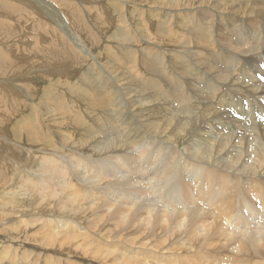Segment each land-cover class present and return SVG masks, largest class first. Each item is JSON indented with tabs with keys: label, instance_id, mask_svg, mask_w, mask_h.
I'll return each mask as SVG.
<instances>
[{
	"label": "bare ground",
	"instance_id": "bare-ground-1",
	"mask_svg": "<svg viewBox=\"0 0 264 264\" xmlns=\"http://www.w3.org/2000/svg\"><path fill=\"white\" fill-rule=\"evenodd\" d=\"M22 1H28L30 14L36 7L41 8L46 14L43 27L46 24L50 26L46 29L53 28V21L63 33L58 35L61 38L68 36L71 40L72 49L85 54L88 61L95 62V66L89 65L79 76V70L84 68L72 61L71 75L66 73L68 79L49 83L44 89L39 87L44 93L31 105L35 111L34 106L42 111L41 115L36 111L41 128L39 131L45 127L43 113H49L50 106L60 117L72 114L71 106H79L91 114L74 115L73 128L76 131L81 127L86 129L78 139L69 136L55 146H52L53 142L49 143L51 148L48 150L31 153L34 160H29L33 166H30L31 163L18 166L12 180L0 186V199L5 198V203L0 200V206L11 204L10 209L1 212L7 210V218L4 219L13 224L16 233L12 237H0V264H41L44 261L53 264L56 256L62 255L56 253L59 248L82 255L80 258H67V264H100L114 253L109 244L117 247L120 243L128 244L117 235L92 242L97 239L99 224L105 216L117 215V222L121 226L136 219L135 214H139L140 223L148 227L150 235H153L156 221L162 218L165 229L175 236L173 241L184 245H191L189 240L196 242L197 245L187 247L188 252L185 253L191 264H200L199 255L205 257L201 264H264V206L263 210H255L252 215L258 223L249 224L246 215L235 214L247 199L264 205V190L255 181L264 179V123L238 125L239 120L227 111L232 100V86L250 87L264 97V82L259 79L262 75L257 80L252 76L247 77L248 73L257 69L264 72V0H159L158 4L132 0ZM103 1H108L110 8L104 9ZM75 2L85 4L88 15L93 20L97 17L102 28H107L102 18L107 17L105 21L114 22L112 12L124 14L126 9L121 6L129 2L134 7L132 11L125 12L117 28L110 27L113 33H108L106 37L108 42L113 43L106 42V49L102 47V51H99L98 36L90 38L93 42L88 41L86 45L84 35H80L83 32L80 21L88 29L93 28L81 12L80 7L83 6L79 7ZM66 4L69 16L57 9L58 5ZM139 5L150 6L147 13L150 22L159 23H146L142 18L144 11ZM99 7L102 8L100 15ZM200 10L205 15L204 20L199 17ZM36 21L41 23L40 20ZM38 25L24 24L22 30L25 29V35L32 39L34 36L42 39L38 34ZM31 26L34 31L30 33ZM43 32L46 31L41 30ZM248 33L252 35L251 38L247 37ZM191 35L195 36L197 46L189 42ZM234 35L239 37L238 41L234 42ZM44 36L47 38L45 33ZM158 37L164 40V47L170 48L169 54L160 50L164 47H157V42L163 43ZM90 44L92 48L89 50L86 47ZM114 44L118 50L126 51L125 58L117 55ZM136 45L145 46L146 53H141L140 62ZM35 49H40L39 45H34ZM64 49L69 57L73 56L66 44ZM208 51L212 52V57L208 56ZM202 69L205 70L202 72ZM182 75L191 85H194L196 78L200 82L201 79L205 81L211 87L209 93L216 97L215 103L205 108L183 104L181 111L175 110L170 95L163 92L160 78L164 76L167 80V77H177L183 83ZM70 76L79 79L74 78L77 81L71 83ZM130 76H137L139 80L160 87L164 94L154 93L150 100L143 99L145 93L134 86ZM199 84L195 85V91H183L177 101L181 104L198 102L194 97L195 92L201 93L207 88L197 87ZM23 86L20 83L17 87L21 94ZM30 90L37 97L38 89ZM68 97L72 100L71 104L67 101ZM162 100L170 103V106L159 111L158 119H155L151 106L160 105ZM106 104L116 117L117 122L114 119L109 122L116 127L115 133L107 130L105 125L96 128L91 122L106 117ZM259 107L260 111H264V103ZM226 119L229 120L228 124H225ZM213 120L225 126L226 132L213 124ZM32 132L31 128L29 133ZM162 144L179 147L183 155L241 177L234 181L228 173L217 169L207 171L205 166H200L196 174L184 180L178 179L179 185L159 184L155 171L149 172L148 169L158 168L164 159ZM232 152L235 153L233 156L224 159L226 153ZM151 153L158 158L154 163L148 160ZM172 163L171 156L167 166ZM188 163L192 162L186 159L184 169L189 167ZM71 174H74L77 183L72 182ZM49 190L54 193L60 190L56 202L50 197ZM176 192L184 194L179 196ZM39 194L53 202L42 208L35 202L40 200ZM86 210L92 214L90 220L82 221L78 217L69 219L71 213L82 214ZM18 218L16 224L13 220ZM34 225L37 231L32 230ZM22 229L25 232L23 235ZM207 248L214 253L217 250L238 253L244 256V260L239 258L225 262L210 257L208 251L203 252ZM158 249L160 246L156 249H148L146 245L138 247V250L146 251L145 256L157 259V263L183 264L179 262L183 259L182 252ZM116 254H119L118 251ZM87 255L94 259H87ZM141 259L139 256L128 262L140 264Z\"/></svg>",
	"mask_w": 264,
	"mask_h": 264
},
{
	"label": "rangeland",
	"instance_id": "rangeland-1",
	"mask_svg": "<svg viewBox=\"0 0 264 264\" xmlns=\"http://www.w3.org/2000/svg\"><path fill=\"white\" fill-rule=\"evenodd\" d=\"M61 1L65 2V0H61ZM132 1H136L137 3L139 1H143L144 3L153 2V4H158L159 0H132ZM27 2L28 1H22V0H0V52H1L0 81L4 79V81L0 83V186L12 180L18 166H22L26 163H31V161L29 160L33 158V156H31V153L38 154L40 153L39 151L41 150H48L51 148V146H49V143L53 142L52 146H55L61 141V139L69 136H74L75 139H78L79 135L83 133L86 129L84 127H81L76 131L73 128V125L75 123L74 115L78 113L84 116L85 114L86 115L91 114L88 110L84 108H80L79 106H74V107L71 106L70 110L73 113L67 114L65 117H60L55 113L54 107L50 106L49 107L50 112L47 114L43 113V117H44L43 123L45 124V127L44 129H42L41 132L39 131L41 128H39L38 125V116L36 115V111L38 112L39 115L42 114V111L40 107L34 106L36 109L35 111L34 109L31 108V105H33L36 100L41 99L44 93L43 90L44 87L47 86L49 83H56L57 80L68 79L69 77H67L68 74L66 73L69 74L71 73L70 68L72 61L78 62L80 66L84 68L82 70L81 69L79 70L80 72H78L77 74L79 76L82 75L81 71L88 69L91 65L95 66V62H93L94 60L88 61L85 54H81L78 50L74 48L72 49L71 40L68 38V36L62 35L64 36L65 38L64 39L58 35V33L60 34V32L61 34L63 33L58 28V26H56L57 24H55L53 21L51 22L53 23L54 26L53 28L55 30L51 27L48 28L50 30L49 31L48 29H46V27H48L49 25L46 24L43 27L42 23L46 18V14L44 13V11H42L41 8L36 7L34 10H32V13L36 15L34 18V15L28 12L29 4H27ZM54 3L55 2H52V4ZM75 4L78 3L75 2ZM82 4L80 5L83 6ZM80 5L78 4L79 7ZM84 7L85 4L83 7H80L81 12L83 13L84 18L88 22V24L89 25L91 24L93 30L88 29L86 25L80 21V27L83 29V32H81L80 35H84L83 41L86 45L88 44V41L93 42V39L90 38L98 36L100 38V42H98V46H100V50L97 48L95 49L96 52H99L102 51V49L103 50L106 49L107 43H113L112 41L108 42V39L106 37L108 33H113V30L110 27L115 26L117 28L120 20L123 19L124 17L123 15H125V12L128 10L132 11L134 5L133 3L129 2L127 5L121 6L122 9H126L124 11V14L120 12L114 14V12H112L114 14V17L112 14V18L114 19V22H112L113 20L108 22L105 21L107 20V17L102 18L104 19L103 22L106 23L105 25L107 28H102L101 26L102 24L97 22V17L96 18L94 17L93 20V18L88 15L89 13H87L86 7L85 8ZM102 7L104 9L110 8V4L108 3V1H103ZM139 7H142L144 11L142 18L145 19V22L149 24L151 19L150 16L147 15V13H149L148 10L150 9L149 8L150 6L139 5ZM57 9L60 12H65L67 16L70 15L69 10L67 9V4L60 6L58 5ZM101 9L100 7L98 9L99 15L101 13ZM194 10L196 11L198 9H194ZM37 14L39 16H37ZM199 17L202 20L205 19V15L201 10L199 11ZM36 19L40 20L41 23L37 22ZM196 22L197 21H195V24ZM218 22L219 23L221 22L220 19L218 20ZM29 23L30 25L31 23H36V25L39 24L38 27L41 30L46 31L41 33V30L39 29L38 34H40L43 37L42 39L37 38V36H34L32 39L31 36L25 35L24 31L26 30L25 29L22 30V27L24 28V24L28 25ZM157 23L159 22L158 21H156V23L150 22L151 25L154 24L157 25ZM190 23H194V22L190 21ZM35 28L38 29L37 26H35ZM156 29L157 26L153 30L154 33L156 32ZM221 29L224 31V26H222ZM32 31L34 30L33 27L31 26L29 32L31 33ZM44 33L47 35V38L44 36ZM19 35L20 37L18 38ZM233 37H234L233 40L235 39L234 42L238 41L239 37L237 35H234ZM247 37L251 38L252 35L248 33ZM158 39L162 40L163 43L158 44L157 42L156 44L157 47L159 48L161 46L164 47L163 46L164 40L159 37ZM52 41H54L53 44ZM189 42L194 46L198 45V42H195L194 35L190 36ZM65 44L67 45L68 50H70L73 53L72 57H69V53L65 51L64 49ZM34 45L35 46L39 45L40 49L34 50ZM115 46L116 45L114 44V49H116L117 55H119L122 58L123 57L125 58L126 51L121 48L118 50V48H116ZM143 47L145 46L136 45L139 62L141 60V53L144 52L146 53ZM86 48L90 50V48H92V45L90 44ZM164 49L160 48V50L163 51L164 53H168V51H171L170 48L168 47H164ZM258 54L262 55V53L260 52ZM208 56L212 57V52L208 51ZM95 60L97 61L96 58ZM84 65H86L87 67H85ZM204 70L205 69H202L201 71L203 72ZM262 72L263 70L257 69L255 71L248 73L247 77L252 76L255 77L254 80H257L256 78H259L261 75L264 77V72L263 74ZM62 73H64L63 76L61 75ZM262 76L259 79H261L264 82ZM70 77L72 78L71 83L76 82L77 80L75 79H79L76 78L75 76H70ZM130 77L133 80L134 86L145 93L143 99L150 100V97H152L154 93L159 94L164 92L165 94L170 95V99L172 100L174 109L178 111L182 110L183 104H186L187 106L192 108H205L207 105L212 106V104H214L216 100V97L209 93L211 87L202 79H201L202 82H200L199 78H196L194 85H191L190 82L187 79H185L183 75H182L183 83H180L177 77H173L171 79L170 77H167L166 80V78H164L163 76L162 78H160V84L163 88V92H161L162 90L160 89V87H156L154 84L139 80L137 76H130ZM9 80L13 81L15 84L10 82ZM207 81H209V79H207ZM20 83H22L25 86V87L23 86L24 91L22 92V94L19 93L20 90L19 91L17 90V87ZM198 83L200 84L197 87L201 88L202 86L203 87L206 86L207 88H209V89L205 88V91L201 93L197 91L195 92L194 97L195 99H198L200 102L198 101V102L181 104V102L177 101V98L180 95H182L183 91L187 89H190L191 91H195V85ZM8 86H12V87L9 88ZM126 86H128V84H126ZM39 87L43 89L40 90ZM30 89H36V91L38 89L37 97H35V94L33 95L30 93L31 92ZM231 89L233 90L232 100L229 106V110L227 111L232 117L239 120L238 125L244 126L245 123H248L250 125H253L254 123L255 124L264 123V111L259 110L260 109L259 106L263 105L264 103V97L263 98L260 97V95L256 91L252 90L250 87L232 86ZM52 95H55V93H52ZM69 97L72 99L71 96ZM69 97L67 101L68 103L71 104L72 103L71 101L73 99L71 100ZM168 106H170V103H164V100H162V103L160 105L151 106V113L155 116V119H158V112L164 110V108ZM222 108L223 107H220L219 109ZM104 111L107 114H105L106 117L103 120L98 119V120H92L91 122L95 125L96 128L99 125H105L107 130H111L113 133H115L116 127L114 128L109 123L112 122L114 118H116L115 114L114 112L113 113L111 112V109L108 107L107 104ZM23 118L26 119L25 122H22L24 121ZM117 119L118 121H120L119 118ZM114 120L116 121V119ZM228 123L229 120L226 119L225 124ZM21 124H23V126H20ZM213 124H216V126L224 133L226 132L227 130L226 127L221 125L220 123L219 124L216 123V120H213ZM31 128L33 132L30 134L29 131ZM177 129L178 128H175L174 130ZM161 150L164 151L162 152L164 153V159L161 160L160 166L158 168L148 169V171L149 172L155 171V175L157 176L158 183L159 184L161 183L164 186L179 185V182L177 181L178 179L184 180V178H189L190 176L196 174L195 171L199 169L200 166H205V168H207V171L217 169L221 172L228 173L229 177L234 181L239 177H241L238 174L229 172L227 170L219 169L214 166H209L202 162L196 161L186 155H183L179 147L173 148L168 144H162ZM233 154L235 153L234 152L228 154L226 153L224 155V159L233 156ZM171 156L173 157V163L170 166H167V161L171 158ZM186 159H189L192 163H188L189 167L187 169H184L183 163H185ZM32 160H34V158ZM148 160L154 163L158 160V158H155V154L151 153L148 157ZM30 166H33V164L31 163ZM71 178L73 183L78 182L74 174H71ZM255 181H257L259 183V187L262 190H264V179L255 180ZM48 192L50 193V197H52L54 199V202H56L59 196L58 194H60V190L55 193L52 190H49ZM39 193H41V191H39ZM176 194L181 196L184 193L176 192ZM39 197L40 200L35 202L39 204L42 208L45 207L46 204L53 202L50 201L48 197L43 196L42 194H39ZM0 200L3 203H5V198H1ZM10 205L0 206L1 207L0 237H12L16 235L15 231L13 230V224L4 219V217H6L5 213L7 212V210L5 212H1L5 209H10L9 207ZM263 206L264 205L257 203L253 199H247L245 203H242L239 206L235 214L246 215L249 224L256 222L258 223L257 220L252 218V215L255 214V210L257 211L263 210L262 209ZM73 217H78L82 221L84 219L90 220L92 218V214L86 210L82 214L71 213L69 219ZM134 217L136 219H133L131 223L122 224L121 226H119V223L117 222V215H107L104 217V220L99 224L100 229L98 230L97 239L92 240V242H97L103 237L110 238L117 235L119 238L122 239L123 242H126L128 245L124 243H120L118 248L115 245L109 244L111 247L110 250L113 249L114 253L108 256V260H103L100 262V264H129L128 262L129 259L136 260L139 258V256L142 257L141 259L142 261L140 262V264H160L157 263V259L151 256H145L144 252L146 251L138 250V247H142L144 245H146L148 249H153V248L156 249L158 246H160V249L158 250L169 249L172 250V252H182L181 255L183 259L179 262L183 264H191V260L186 259L185 253L188 252L187 247L197 245L196 242H191L189 240L188 242L191 243V245L190 244L184 245L183 243H177L176 241H173L175 236L171 235L170 232H168L165 229L163 223L164 219L162 218L156 221L155 228L152 230L153 235H150V230L148 229V227L140 223L141 218L139 217V214H135ZM18 220L19 218L13 221H16L17 222L16 224H18ZM84 225L87 227V224ZM32 230L37 231L35 225ZM21 233H20L21 235L25 234L24 229L21 230ZM90 234L93 235L92 232H90ZM163 235L164 238L160 239V237H163ZM22 239L24 240L25 237H23ZM1 249H2L1 251H3V248ZM117 251L119 253L118 255L116 254ZM207 251L209 252L208 255H210V257L214 256L219 260H224L225 262H232L234 260H238L239 258H242L244 260L243 258L244 256H241L238 253L233 254V252H227L222 250H217V252L214 253L211 248H207L203 252H207ZM56 253H62V255L56 256V261H54L53 264H67L66 263L67 258L82 257V255L79 254L78 252L69 253L65 251L64 248H59V250ZM65 254H69L71 257H66ZM86 258L89 260L94 259L92 256L89 255H87ZM197 258L200 264L203 263L205 260V257L201 255H199ZM248 259L252 260V258H248ZM51 263H52L51 261H44L41 264H51ZM172 264H175V262Z\"/></svg>",
	"mask_w": 264,
	"mask_h": 264
},
{
	"label": "snow or ice",
	"instance_id": "snow-or-ice-1",
	"mask_svg": "<svg viewBox=\"0 0 264 264\" xmlns=\"http://www.w3.org/2000/svg\"><path fill=\"white\" fill-rule=\"evenodd\" d=\"M262 79H264V77H262Z\"/></svg>",
	"mask_w": 264,
	"mask_h": 264
}]
</instances>
